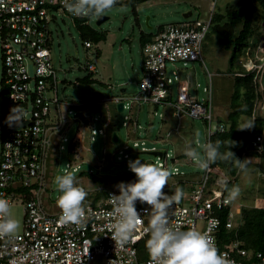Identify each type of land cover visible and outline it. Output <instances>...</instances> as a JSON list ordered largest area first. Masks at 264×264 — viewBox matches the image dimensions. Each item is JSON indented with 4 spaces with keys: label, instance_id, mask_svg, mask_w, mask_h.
<instances>
[{
    "label": "built area",
    "instance_id": "built-area-1",
    "mask_svg": "<svg viewBox=\"0 0 264 264\" xmlns=\"http://www.w3.org/2000/svg\"><path fill=\"white\" fill-rule=\"evenodd\" d=\"M59 14L71 20L79 18L65 9L63 0H0V197L7 198L11 205L21 200L25 210L22 231L16 238L0 239V264H153L146 248V255L139 257L138 246L148 237L143 233L148 216L142 212L144 224L137 228L131 241L124 246H116L111 239L110 217L107 215L112 209L109 196L118 194V189H107L100 203L84 204L86 219L79 227L61 224V210L47 213L42 207L39 195L44 190L45 161L52 145L51 131L58 127V120L51 118L57 115L52 113V108L59 106L49 24L56 21ZM210 19L211 16L207 19L197 17L161 26L152 39L141 46L143 75L137 92L124 98L141 106L150 104L163 110L170 108L177 120H201L206 130V142L217 131L224 129V125L217 123L213 117L211 97L208 94L206 100L192 98L186 83L181 82L177 84L175 100L172 101L171 85L173 79L178 80V73L176 69L169 72L167 64L204 63L202 44ZM83 45L89 48L92 44L85 41ZM246 55L249 61L244 65L258 81L264 70V51L260 55L254 53L253 57L249 53ZM81 68L87 74L97 73L94 62L86 61ZM16 104L22 105L27 115L22 126L9 127L5 117ZM68 104L74 108L81 105L74 100ZM159 116L163 118V113ZM89 130L90 134L96 132L93 127ZM98 132L102 130L99 128ZM263 133L252 139L246 152H262ZM150 150L159 151L154 147ZM167 156L166 152H161L159 158ZM117 158L120 159V156ZM171 160L176 162L180 158L175 156ZM187 161L190 162V159ZM158 164L167 168L165 160L163 164ZM211 172L214 171L210 166L204 169L202 178L192 183L189 195L174 203L168 213L172 228L200 231L218 249L217 235L222 221L217 213L228 207L225 229L231 232L235 228L233 201L228 200L219 181L226 179L229 184L234 177L218 170L213 186L209 188L207 184ZM177 174L174 168L171 175ZM176 184H166L163 191L176 187ZM136 206L138 211L150 207L139 202ZM240 210L236 207V214ZM198 221L201 222L200 227ZM218 251L232 264H264V251L247 250L238 240L225 243Z\"/></svg>",
    "mask_w": 264,
    "mask_h": 264
},
{
    "label": "rangeland",
    "instance_id": "rangeland-1",
    "mask_svg": "<svg viewBox=\"0 0 264 264\" xmlns=\"http://www.w3.org/2000/svg\"><path fill=\"white\" fill-rule=\"evenodd\" d=\"M125 1L117 2L112 9L106 11L102 17H107V20L100 24H97L100 17H92L89 20L92 28L107 33L105 41L93 43L89 48L84 47L73 21L67 16L59 14L56 21L49 24L52 37L51 59L57 73L59 109L57 106L52 108V113L57 115L51 118L58 120V127L51 131L52 145L48 149L45 161L44 190L39 195L42 207L47 213H56L60 210L56 206L59 192L56 190L54 177L66 172H72L79 186L88 193L83 204L100 203L103 193L109 188H115L116 183L112 180L115 176L128 178V182L134 181L135 174L129 170L127 164L129 160L137 158L157 166L159 162L163 164L165 160L166 170L170 173L176 168L178 174L170 175L167 185L193 178L199 181L204 174V169L199 168L191 160L187 161L189 158L182 157L176 162L171 160L183 154L185 145L189 142L197 150H201L200 145L206 142V130L201 120L185 119L181 126V122L174 118V122L167 125L159 113L169 116L172 113L170 108L162 112L163 108L159 107L153 112L150 104L141 106L124 99L137 92L143 75L139 37L141 32L155 34L161 26L168 23H181L197 17L207 19L211 12L212 15L218 13L227 16V12L233 8L246 9L247 0H149L136 5L119 4ZM189 11L192 15L189 18L183 17V14ZM263 14L264 7L257 5L252 24L261 30L256 33L259 41L257 48H251L252 54H263V51L260 52L258 49L260 40L264 39V26L260 25V21H264ZM242 28L243 23L240 21L232 28V36L237 37ZM249 41L252 42V39ZM215 42L216 38L213 36L205 41L202 50L204 63L193 61L183 65L182 62H177L173 65L167 64V67L169 72L176 69L178 73V80L172 81V95H176V85L186 82L185 77L189 76L192 85L194 81L198 83L196 89L194 87L191 89L192 98L198 100L205 96L203 88L209 86L206 74L210 72L212 114L225 120L226 112L230 109V94L233 91L235 75L246 74L247 68L244 63L249 61L246 54L250 55L251 52L249 46L243 48L238 62L240 67L237 66V60L232 62L230 67L228 63L232 50L224 49ZM97 48L100 49L98 55L95 54ZM86 61L96 64L97 73L90 75L102 84L81 83L77 80L87 75L86 70L81 68ZM261 83L264 86V70ZM252 84L258 93L259 87L262 95L264 88L255 85L253 79ZM73 100L81 105L76 108L69 106L68 102ZM119 103L124 105L121 111L117 107ZM255 108L256 116L264 118L262 100L256 102ZM242 116L244 118L240 117L241 120L246 118L245 115ZM90 127L95 129L94 134H90ZM99 128L102 130L101 133L98 132ZM192 129L193 137L190 136ZM114 132L119 137L117 142L111 138ZM166 134L170 136V140ZM134 142L137 144L134 145ZM124 145L127 147L124 148ZM152 147L166 152L168 156L160 159L158 155L152 154L153 151L150 150ZM246 163L247 175L238 173L234 184L240 186L241 194L233 201L232 208L233 210L236 207L243 208L234 224L235 227L243 223L242 218L247 209L255 207L252 204H255L257 197L262 194L264 185V155L251 152ZM94 177H102L104 181H95ZM176 189L177 184L176 187L167 190L173 194ZM189 192L190 188L184 195L188 196ZM24 211L21 200L11 205V213L20 224L18 233L22 231ZM197 225L200 227L201 222L198 221Z\"/></svg>",
    "mask_w": 264,
    "mask_h": 264
},
{
    "label": "clouds",
    "instance_id": "clouds-1",
    "mask_svg": "<svg viewBox=\"0 0 264 264\" xmlns=\"http://www.w3.org/2000/svg\"><path fill=\"white\" fill-rule=\"evenodd\" d=\"M116 4L117 0H63V5L70 14L87 19L102 16ZM26 115L24 107L16 104L10 108L5 123L9 127L22 126ZM254 125V121L249 119L237 128L251 129ZM220 147V141L209 140L200 145L201 150H197L189 142L185 145L184 155L201 169H207L217 160L233 159L241 172L247 175V159H237L229 150V146L227 151L222 153ZM127 166L135 174L134 181L117 183L114 187L118 189V194L109 196L112 209L107 215L110 217L111 239L116 246H124L131 241L137 228L144 224L142 216L147 215L148 222L143 227V233L148 236L145 248L153 264H232L219 253L204 233L193 228L177 230L170 226L168 210L183 198L184 192L181 188H177L170 195L163 191L171 175L168 170L143 162L139 158L129 160ZM219 183L226 191L229 201H235L240 196L239 185L229 187L226 179H221ZM54 184L59 192L56 206L61 210L60 223L81 226L86 219L83 202L88 193L79 186L72 172L56 175ZM137 202L150 207L138 211ZM19 229L20 224L11 213L9 200L0 197V239H15Z\"/></svg>",
    "mask_w": 264,
    "mask_h": 264
},
{
    "label": "trees",
    "instance_id": "trees-1",
    "mask_svg": "<svg viewBox=\"0 0 264 264\" xmlns=\"http://www.w3.org/2000/svg\"><path fill=\"white\" fill-rule=\"evenodd\" d=\"M144 1L147 0H126L125 2L119 4L136 5ZM257 5L264 7V0H247L246 9L233 8V10H229L227 12V16L214 13L210 19L209 29L205 35L204 42L202 44V50L205 41L208 38H212L213 36L214 38H216L215 44L221 45L224 49L232 50L231 57L229 60L230 62L228 63L230 67L232 62L234 63L235 60H237V66L240 67L238 64L239 58L241 57L240 55L243 52V48L247 46L250 47V55L251 57H253L251 48H257V43L259 39L257 38L256 33L261 30V28L258 29L259 27H256L254 23L252 24V22H254V13L257 10ZM89 20L90 19L87 18H76L72 20L75 29L78 31L82 39V42L89 41L91 44H98L101 41H105L107 33L105 31H97L92 28L88 23ZM240 21H242L243 23V28L240 30L237 37H233L231 34V30L232 28H234V26H236V24L240 23ZM260 22V25L264 26V21L262 22L261 20ZM153 35L154 33L144 34L143 32H141L139 37L140 46H142L145 42L151 40ZM250 39H252V42L249 41ZM255 39L256 43H254ZM95 54H100L99 48L96 49ZM239 70H241V68ZM253 78V72L247 71L246 74L243 76L236 73L233 84V91L230 95L229 112L225 120H221L219 118L217 120L218 123H222L224 125V129L222 131H217L210 138V140L213 142H221L220 151L222 153L226 152L229 146V150L232 151L235 157L239 160H242L241 156L243 152H246L247 146L250 144L252 139H254L257 134H261L264 131V118H260L257 116H255L253 119L251 118L253 106L258 99V96H256V89L252 84ZM77 80L81 83L99 82L102 84L101 81L94 79L90 74L77 78ZM241 87H243V91H241ZM174 100L175 98L172 97V101ZM155 107L157 108V106ZM242 115H245L246 118L243 119L244 117ZM240 117H243L242 120L240 119ZM249 119L254 121L255 124L251 129L239 130L237 128L241 123ZM166 137H168V135ZM259 154L264 155V133L263 150ZM182 157H186L184 153L178 155V159H181ZM210 167L219 170V172L223 171L229 173L234 177L233 182L228 184L229 187L236 183V175L240 168L236 165L233 159L217 160L215 163L210 164ZM216 175L217 172H211V174L209 175L207 184L209 188L213 186V182L216 178ZM94 178L95 181H104V178L102 177ZM112 180L113 183L116 184L121 181L128 182V178H124L122 176H115ZM189 181V179L178 181L177 188H181L182 190L187 189V184ZM166 192H168L169 194L171 193V191L169 192L168 190H166ZM227 210L228 207L217 213V215L222 221L220 230L217 235L219 241L218 249L221 250L225 243L232 242L233 240H238L240 245L247 250H251L252 252L264 251V206L261 208L254 207L247 209L248 211L244 213L242 218L243 223L240 226L235 227L234 231L231 232H227L224 225V220L226 216L225 214ZM145 240L143 244L141 243L138 246L140 258H143V256L146 255Z\"/></svg>",
    "mask_w": 264,
    "mask_h": 264
},
{
    "label": "crops",
    "instance_id": "crops-1",
    "mask_svg": "<svg viewBox=\"0 0 264 264\" xmlns=\"http://www.w3.org/2000/svg\"><path fill=\"white\" fill-rule=\"evenodd\" d=\"M147 1H149V0H147ZM147 1H145V2H147ZM210 10V9H209ZM211 11H213V9H211ZM187 13V12H186ZM191 15H192V12H191ZM190 15V16H191ZM189 16V17H190ZM211 17H212V12H211V15H210ZM188 17V18H189ZM190 20V19H189ZM204 42V41H203ZM260 45H258L259 47H260V52L261 51H264V39H262V40H260V43H259ZM139 46H140V44H139ZM140 55H141V58H142V52H141V46H140ZM204 61V60H203ZM210 76H211V73L209 72V74L207 73L206 74V77L208 78V84L207 85H209L208 87H205V88H203V90H204V93H205V96L202 98V100L203 99H207V95L209 94L210 95V97H211V101H210V103H212V96H211V78H210ZM262 76V75H261ZM185 79H186V82H183V83H186V85L188 86V88H189V93H190V95H191V93H192V87H194L195 89L197 88V86H198V83H196L195 81H194V84L192 85V81H191V78L188 76V77H185ZM253 81H254V83L256 84V85H260L261 87H263L264 88V86L262 85V83H261V78L259 79V82L258 81H256V80H254V78H253ZM176 88H177V85H176ZM262 90V89H261ZM123 91H124V89H123ZM258 91H259V93L258 92H256V96H258L257 98V101H260V100H262L263 101V103H264V90L262 91V95L260 94V89H259V87H258ZM209 92V93H208ZM232 93V92H231ZM195 95H196V97H197V94L195 93ZM231 95V94H230ZM173 96V95H172ZM173 97H175V96H173ZM256 101V102H257ZM256 102H255V104H254V106H253V110H252V113H251V117H255L256 116V114H255V105H256ZM152 111L153 112H155V111H157L158 110V107L156 108L155 106H152ZM211 109H212V106H211ZM77 110V109H76ZM169 109L167 108L166 110H163V112L164 111H168ZM151 111V112H152ZM229 112V111H228ZM228 112H226V116H227V114H228ZM217 113L218 114H220L219 113V111H217ZM171 115H169V116H163V118H162V121H165V124H167V125H169V124H171L172 122H174V118L175 117H173V115H172V113H170ZM225 116V117H226ZM214 117V119H215V121L217 122V120H218V118L219 117H217L216 116V114L213 116ZM165 118V119H164ZM186 118H183V119H181V120H178L179 122H181L180 123V125L182 126L183 124V120H185ZM204 125V124H203ZM179 125H177V127H178ZM177 130V129H176ZM192 132H190V136L191 137H193V129L191 130ZM169 132H170V130H169ZM168 134H166V136H167ZM169 137L170 136H168V140H170L169 139ZM251 152H246L245 154H242V160H246L247 159V156L250 154ZM241 172V170H239L238 172H237V174L238 173H240ZM237 176V175H236ZM199 179V178H198ZM190 181L188 182V184H187V189L188 188H191V186H192V183H194L195 181L197 182V179H195V178H193V179H189ZM264 181V180H263ZM236 184V183H235ZM263 184H264V182H263ZM187 189H185V190H187ZM185 190H183V192L184 193H186V191ZM263 190H264V185H263V189H262V194H260V197H257V195H256V197H257V201H256V203L254 204H252V206H255V207H258V208H261V207H263L264 206V195H263ZM233 204V203H232ZM242 209L243 208H241V211H242ZM235 210H236V208L233 210L234 211V214H235V222L238 220V216L240 215V213H238V214H236V212H235ZM235 222H234V224H235Z\"/></svg>",
    "mask_w": 264,
    "mask_h": 264
},
{
    "label": "water",
    "instance_id": "water-1",
    "mask_svg": "<svg viewBox=\"0 0 264 264\" xmlns=\"http://www.w3.org/2000/svg\"><path fill=\"white\" fill-rule=\"evenodd\" d=\"M190 15H191V11H189V12H187V13H184V14H183V17L188 18ZM104 20H107V17H102V16H100V18H99L97 24H100V23H101L102 21H104ZM122 106H123L122 103H119V104H118L117 107H118L119 111L122 110ZM112 138H113V141H115V142L119 141V137L117 136V134H116L115 132L113 133ZM152 154H153V155L161 156V152H160V151H159V152H157V151H153Z\"/></svg>",
    "mask_w": 264,
    "mask_h": 264
}]
</instances>
